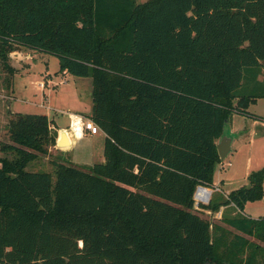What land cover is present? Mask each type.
Masks as SVG:
<instances>
[{
  "label": "trees",
  "instance_id": "1",
  "mask_svg": "<svg viewBox=\"0 0 264 264\" xmlns=\"http://www.w3.org/2000/svg\"><path fill=\"white\" fill-rule=\"evenodd\" d=\"M14 47L91 79L86 117L105 139L103 162H52V182L26 168L56 146L53 120L9 115L0 264H264V218L244 215L264 197V168L194 203L198 187L214 188L230 116L264 123L247 112L264 98V0H0L7 90ZM222 207L234 215L220 224L201 215Z\"/></svg>",
  "mask_w": 264,
  "mask_h": 264
},
{
  "label": "rangeland",
  "instance_id": "2",
  "mask_svg": "<svg viewBox=\"0 0 264 264\" xmlns=\"http://www.w3.org/2000/svg\"><path fill=\"white\" fill-rule=\"evenodd\" d=\"M136 1L142 3L144 0ZM9 65L16 71L12 79V90L5 88L8 74L0 64V141L8 140L6 124L12 113L46 115L49 120H53L55 131L78 122L76 132L82 131L81 121L91 113L90 78L62 75L59 73V64L55 56L22 47L12 49L9 54ZM262 79L259 78L260 81ZM38 83L44 85L43 91L37 87ZM249 112L264 118V99L251 106ZM252 122L249 117L237 114L230 116L226 128L234 139L231 144L232 151L216 166L213 187L219 186V190L224 191L236 190L247 185L246 178L250 173L264 168V127L261 126V121H257L256 125H252ZM74 136L73 132H68L67 146H62L61 150L54 146L49 149L46 156L30 164L26 170L49 173L53 182L55 176L52 162L83 170L102 162L104 139L102 132L92 137L86 136L79 141H75ZM222 180L225 182L221 183ZM262 185L264 194V181ZM212 195L213 201L219 202L227 193L215 191ZM219 212L214 214L206 211L201 215L212 224H220ZM244 212L253 219L264 218V197L259 201L248 202ZM223 213L234 215L233 210L229 208ZM251 240L255 241L253 238Z\"/></svg>",
  "mask_w": 264,
  "mask_h": 264
},
{
  "label": "built area",
  "instance_id": "3",
  "mask_svg": "<svg viewBox=\"0 0 264 264\" xmlns=\"http://www.w3.org/2000/svg\"><path fill=\"white\" fill-rule=\"evenodd\" d=\"M37 87L40 90H42L44 85L42 83H38ZM77 124L78 122L75 123L76 126ZM80 126L82 127L83 131L87 132L90 135H97L101 133L100 129L87 117L83 118ZM215 191L219 192V189L213 188L212 190H210L209 188L206 187H198L194 195L195 207L198 208L200 205H207L212 198L211 197L212 193H214Z\"/></svg>",
  "mask_w": 264,
  "mask_h": 264
},
{
  "label": "water",
  "instance_id": "4",
  "mask_svg": "<svg viewBox=\"0 0 264 264\" xmlns=\"http://www.w3.org/2000/svg\"><path fill=\"white\" fill-rule=\"evenodd\" d=\"M13 56L18 57L19 55H13ZM225 127H226V124L224 126L223 134L218 140L217 145H216L220 161H223L229 155L230 150H231L232 136L226 134ZM57 133H58V138L56 140V147L61 149L62 146H67V143H68L67 138H66L67 130L61 129V130H58Z\"/></svg>",
  "mask_w": 264,
  "mask_h": 264
},
{
  "label": "crops",
  "instance_id": "5",
  "mask_svg": "<svg viewBox=\"0 0 264 264\" xmlns=\"http://www.w3.org/2000/svg\"><path fill=\"white\" fill-rule=\"evenodd\" d=\"M146 0H144L143 2H145ZM62 75H68V74H66V73H61ZM11 90H12V88H11ZM43 91V90H42ZM91 93V92H90ZM89 93V94H90ZM9 99V98H8ZM12 99V98H11ZM10 99V100H11ZM262 99H264V98H261V99H257L256 101H254L252 104H250V106L248 107V109H247V112L248 113H250L251 114V112H249V108L251 107V106H253V105H256L257 104V101H259V100H262ZM6 109V108H5ZM88 116V115H87ZM258 116V115H257ZM86 117V116H85ZM244 117H249V116H244ZM250 118V117H249ZM250 119H252V118H250ZM252 125H256L257 124V121L256 120H254V119H252ZM228 123V122H227ZM58 124V123H57ZM75 124H73L72 126H70V125H67L66 127H64V129L66 128V130H67V133L68 132H73L74 133V137H75V141H79L80 139H83L84 137H86V136H90V137H92V136H94V135H90V134H88L87 132H85V131H79L78 130V132H76V129H75ZM226 126H227V124H226ZM261 126H263L264 127V123L262 122V124H261ZM61 129H63V128H61ZM227 130V131H226ZM231 131H232V127H231ZM57 132V131H56ZM225 132H226V134H228V135H230V136H232V133L230 132V131H228V129L225 127ZM233 132V131H232ZM104 135V134H103ZM71 136V135H70ZM57 138H58V133H57ZM104 139H105V135H104ZM104 139H103V145H104ZM57 140V139H56ZM233 137H232V141H231V144H232V142H233ZM55 148L56 149H59V150H61L60 148H57L56 146H55ZM231 151H232V148H231V150H230V153H231ZM229 153V154H230ZM102 162H103V160H102ZM227 179V178H226ZM247 179V178H246ZM223 182H225V180H222L221 181V183H223ZM219 186H215L214 188H218ZM219 189V188H218ZM221 189V188H220ZM219 192H221L222 194L223 193H229L230 191H224V190H219ZM213 194V193H212ZM213 195H211V197H212ZM244 208H245V206H244ZM223 210H224V207H222V208H220V212L218 213V217L219 216H221V214H222V212H223ZM244 215H246V213L244 212ZM247 216V215H246ZM249 217V216H248ZM251 218V217H250Z\"/></svg>",
  "mask_w": 264,
  "mask_h": 264
}]
</instances>
